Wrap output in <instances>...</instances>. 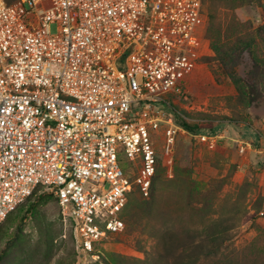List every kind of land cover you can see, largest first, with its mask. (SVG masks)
<instances>
[{
	"label": "built area",
	"instance_id": "built-area-1",
	"mask_svg": "<svg viewBox=\"0 0 264 264\" xmlns=\"http://www.w3.org/2000/svg\"><path fill=\"white\" fill-rule=\"evenodd\" d=\"M204 22L203 0H0V225L41 188L93 255L148 195L157 136L168 163L179 134L215 149L222 134L168 112L207 54Z\"/></svg>",
	"mask_w": 264,
	"mask_h": 264
},
{
	"label": "rangeland",
	"instance_id": "rangeland-1",
	"mask_svg": "<svg viewBox=\"0 0 264 264\" xmlns=\"http://www.w3.org/2000/svg\"><path fill=\"white\" fill-rule=\"evenodd\" d=\"M203 12L207 54L183 82L182 94L167 100L199 132H217L224 140L209 150L179 134L168 163L157 136L159 157L148 195L132 192L125 230L93 255L76 249L57 202L40 206L41 228L23 219L24 203L1 224L0 251L23 225L25 253L11 249L1 264H264V67L254 68L252 59L264 61V0H204ZM219 32L223 43L249 44L237 66L241 77L251 72L256 87L249 105L237 102L210 49V38ZM237 140L251 145L245 155H239ZM122 167L132 169L127 161Z\"/></svg>",
	"mask_w": 264,
	"mask_h": 264
},
{
	"label": "trees",
	"instance_id": "trees-1",
	"mask_svg": "<svg viewBox=\"0 0 264 264\" xmlns=\"http://www.w3.org/2000/svg\"><path fill=\"white\" fill-rule=\"evenodd\" d=\"M5 2L7 4L12 3V2H10V0H5ZM260 30H261L262 35L264 37V28L261 27ZM210 49L214 53V58L218 64L220 71L233 84L235 91H236V94H237V96H236L237 102L241 103V104L249 105L251 103V101L253 100V96H251V95H253L254 88H256L251 84V72H248L247 76H245V77H241L237 72V66L240 63V57H241L242 51L244 49L250 51L249 44L247 45L246 43L241 42L239 39H236L233 44H227L226 42L223 43L221 41V36H220V32H219L217 36L210 38ZM252 59L254 61V68L258 69V68H260V65H262L264 67V61L263 60H258L256 57H253ZM170 107H171V105H170ZM168 110H170V109H168ZM169 113L171 114L172 121L177 126L182 128L183 130H185L187 133L195 134V133L199 132L197 125L190 124L187 121H185L182 118L181 114L175 110V108L172 107V109L170 110ZM153 180H154V177L152 179V182H153ZM37 192H39V195H36ZM51 199L56 202V199L53 195L41 191V188L36 189L35 192L24 202V203H26V208L24 210L23 219L24 220H26L28 218L32 219V220H34V222L36 221L38 226L41 228L40 222H38V219L36 218L37 211L39 210L40 206L43 203H45L46 201L51 200ZM23 204H21L19 207H21ZM127 205H128V203H127ZM127 205H126L124 212H123L124 220H125V214H126L125 210L127 208ZM23 219L21 220V222H23ZM22 226L23 225L16 227L15 230L9 234V237L6 241L4 249H2L0 251V264L3 262L8 251L11 249L16 248V249L20 250L22 253H25L21 249V247H22L21 243L23 241V236H24ZM0 230H1V228H0ZM44 230H46V229H44Z\"/></svg>",
	"mask_w": 264,
	"mask_h": 264
}]
</instances>
